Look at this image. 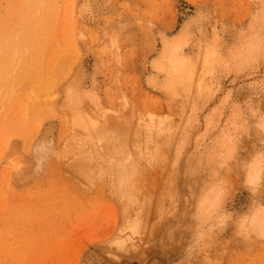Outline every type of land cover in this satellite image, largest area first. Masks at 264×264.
I'll return each mask as SVG.
<instances>
[{"label": "rangeland", "instance_id": "1", "mask_svg": "<svg viewBox=\"0 0 264 264\" xmlns=\"http://www.w3.org/2000/svg\"><path fill=\"white\" fill-rule=\"evenodd\" d=\"M19 1L0 0V264H264L232 227L189 247L210 173L249 204L264 0Z\"/></svg>", "mask_w": 264, "mask_h": 264}, {"label": "clouds", "instance_id": "2", "mask_svg": "<svg viewBox=\"0 0 264 264\" xmlns=\"http://www.w3.org/2000/svg\"><path fill=\"white\" fill-rule=\"evenodd\" d=\"M242 168L245 172L243 186L250 194L244 211L228 208L232 201L231 185L218 172L210 173L203 182L196 197L193 213L196 231L190 250L205 245L216 233L229 227L237 238L245 242L264 241V149L242 162Z\"/></svg>", "mask_w": 264, "mask_h": 264}, {"label": "bare ground", "instance_id": "3", "mask_svg": "<svg viewBox=\"0 0 264 264\" xmlns=\"http://www.w3.org/2000/svg\"><path fill=\"white\" fill-rule=\"evenodd\" d=\"M22 1H23V0H22ZM22 1H19V2H22ZM29 1H30V0H29ZM31 1H32V0H31ZM48 1H49V0H48ZM54 1H55V0H54ZM17 2H18V1H17ZM24 2L26 3V1H24ZM35 2H38V1H35ZM39 2H40V1H39ZM39 2H38V3H39ZM49 2H50V1H49ZM38 3H37V4H38ZM44 3H45V2H44ZM51 3H52V1H51L49 4H51ZM17 4H18V3H17ZM27 4H29V3H27ZM39 4H40V3H39ZM8 5H9V4H8ZM8 5H7V6H8ZM10 5H11V4H10ZM19 5H20V4H19ZM45 5H46V3H45ZM47 5H48V3H47ZM47 5H46V6H47ZM52 5H53V4H52ZM24 6H26V5H24ZM29 6H30V5H29ZM31 6H32V5H31ZM39 6H40V5H39ZM34 7H35V3H34ZM55 7H56V6H55ZM14 8L16 9V7H14ZM21 8H23V5H22ZM29 8H31V7H29ZM43 8H44V7H43ZM15 9H13V10L15 11ZM21 10H22V9H21ZM21 10H20L19 12L23 13ZM27 10H28V9H27ZM29 10H30V9H29ZM38 10H39V9H38ZM43 10H46V8L43 9ZM54 10H55V8H54ZM1 11H2V10H1ZM10 11H11V10H10ZM39 11H40V10H39ZM24 12L26 13V11H24ZM27 12H29V11H27ZM33 12H34V14H36V13H35V9H34ZM36 12H38V11H36ZM41 12H42V11H41ZM12 13H13V12H12ZM21 13H20V14H21ZM15 14H17V13H15ZM32 14H33V13H32ZM43 14H44V13H43ZM24 15H25V14H24ZM28 15H29V14H28ZM39 15H40V14H39ZM0 16H1V18L3 17L1 14H0ZM14 16H15V15H14ZM40 16H42V14H41ZM25 17H26V15H25ZM32 17H34V16H32ZM5 18H7V17H5ZM10 18H11V15H10ZM19 18L21 19L20 15H19ZM26 18H27V17H26ZM29 18H30V16H29ZM29 18H27L25 21L28 22L27 20H28ZM11 19H12V18H11ZM20 19L18 20V22H22V21H23V20L20 21ZM33 19H34V18H33ZM36 19H37V18H36ZM9 20H10V19H9ZM29 20H30V19H29ZM38 20H39V19H38ZM51 20H52V19H51ZM5 21H6V20H5ZM5 21H4V22H5ZM7 21H8V20H7ZM7 21L5 22V25H6ZM31 21H32V20H31ZM1 22H2V21H1ZM4 22H3V23H4ZM18 22H17L16 24H19ZM44 22H45V21H44ZM46 22H47V21H46ZM48 22H49V20H48ZM23 23H24V22H23ZM51 23H52V21H51ZM8 24H9V23H8ZM8 24H7V25H8ZM12 24H13V23L11 22V26H12ZM37 24H38V23H37ZM5 25H4V26H5ZM13 25H15V24H13ZM11 26H10V27H11ZM35 26H37V25L35 24ZM10 27H9V28H10ZM22 27H23V26H22ZM32 27H33V26H32ZM4 28H5V27H4ZM4 28H3V30H4ZM14 28H15V27H14ZM17 28H18V27H17ZM26 28H27V27H26ZM15 29H16V28H15ZM32 29H33V28H32ZM34 29H35V27H34ZM34 29H33V30H34ZM14 31H15V30H13V32H14ZM30 31H31V33H29V36H30V34L32 35V30H30ZM21 33L23 34V32H21ZM4 34H5V32H4ZM22 34H21V35H22ZM26 34H27V33H26ZM38 34H39V33H38ZM18 36H19V35H18ZM24 36H25V35H24ZM27 36H28V35H27ZM29 36H28V37H29ZM35 36H36V35H35ZM35 36H34V37H35ZM28 37H27V38H28ZM45 37H46V35H45ZM9 38H10V37H9ZM9 38H7V39H9ZM27 38H26V39H27ZM30 38H33V36H31ZM36 38H37V36H36ZM7 39H6V41H7ZM13 39H15V37H13ZM13 39H11V40H13ZM22 39H23V38H22ZM3 40H4V39H3ZM27 40H28V39H27ZM29 40H30V39H29ZM32 40H33V39H32ZM32 40H31V41H32ZM13 41H14V40H13ZM13 41H11V42H13ZM34 41H35V40H34ZM3 42H4V41H3ZM8 42H9V40H8ZM11 42H9V43H11ZM16 42H17V43H20L19 46H23V45H21V42H22V41L20 42V40H19V42H18V41H16ZM27 42H28V41H27ZM35 42H37V41H35ZM9 43H8V44H9ZM14 43H15V42H14ZM30 43H31V42H30ZM30 43H29V44H30ZM42 43H45V42L42 41ZM2 44H3V43H2ZM11 44H13V43H11ZM35 44H36V43H35ZM6 45H7V44H6ZM16 45H17V44L15 43V44H14V47H15V48H16ZM31 45H32V44H31ZM36 45H37V44H36ZM12 46H13V45H12ZM17 47H18V46H17ZM33 47H34V44H33ZM3 48H4V47H3ZM6 48H7V46H6ZM11 48H12V47H11ZM20 48H21V47H20ZM22 48H23V47H22ZM29 48H30V47H29ZM6 50H7V49H6ZM6 50H4V51H1V50H0V57H1L2 60L6 59L8 52H10V51L13 50V49H11L10 51H8V50L6 51ZM25 50H26V49H25ZM29 50H32V47H31V49H29ZM33 50H34V49H33ZM22 51H23V50H22ZM22 51H21V52H22ZM21 52H20V53H21ZM30 52H32V51H30ZM30 52H29V54H30ZM33 54H34V53H33ZM10 55H11V54H10ZM20 55H21V54H20ZM20 55H19V56H20ZM3 56H6V57H3ZM17 56H18V55H17ZM29 56H30V55H29ZM44 56H45V55H44ZM8 57H9V56H8ZM19 58H20V57H19ZM15 59H17V58H15ZM26 59H27V57H26ZM26 59H25V60H26ZM10 60H11V59H10ZM10 60H8V61H10ZM29 60H30V57L28 58V61H29ZM11 61H12V60H11ZM11 61H10V62H11ZM14 61H16V60H14ZM19 62H20V61H19ZM23 62H24V61H23ZM29 62H30V61H29ZM32 62H33V61H32ZM24 63H25V62H24ZM10 64H11V63H10ZM26 64H27V63H26ZM26 64H25V65H26ZM5 66H6V65H5ZM37 66H38V65H37ZM7 67H8V66H7ZM21 67H22V66H21ZM5 68H6V67H4V69H5ZM43 69L46 70V68H43ZM7 70H8V69H7ZM22 70H23V69H22ZM22 70H21V71H22ZM26 70H27V69H26ZM29 70H30V69H29ZM8 71H9V70H8ZM19 71H20V69H19ZM19 71H18V72H19ZM23 71H24V70H23ZM27 71H28V70H27ZM18 72H16V73H18ZM0 73H1V64H0ZM16 73H15V74H16ZM19 73H20V72H19ZM25 73H26V72H25ZM25 73H24V74H25ZM28 73H29V72H28ZM4 74H5V72H4ZM7 74H8V73H7ZM25 75H27V74H25ZM4 77H7V75L4 76ZM20 77L22 78L21 75H20ZM25 77H26V76H25ZM26 78H27V77H26ZM43 78H45V77H43ZM16 79H17V78H16ZM18 80H19V79H18ZM22 80H23V79H22ZM22 80H21V81H22ZM25 80H26V79H25ZM27 80H28V79H27ZM31 80H32V79H31ZM34 80H35V79H34ZM2 82H3V81H2ZM6 82H7V81H6ZM0 83H1V82H0ZM3 83H4V82H3ZM4 84H5V83H4ZM12 84H13V83H12ZM18 84H19V83H18ZM20 84H21V83H20ZM6 87H7V85H6ZM13 87H14V86H13ZM19 87H20V86H19ZM8 88H9V86H8ZM17 88H18V87H17ZM9 89H10V88H9ZM18 89H19V88H18ZM67 89H68V88H67ZM67 91H68V90H67ZM4 94H5V93H4ZM37 94H38V93H37ZM5 96H6V94H5ZM0 100H1V99H0ZM29 106H30V105H29ZM34 112H35V111H34ZM0 128H2V127H0ZM8 128H9V127H8ZM120 128H121V127H120ZM77 135H78V134H77ZM15 137H16V136H15ZM19 138H20V137H19ZM122 141H123V140H122ZM135 164H136V163H135ZM123 166H125V165H123ZM110 168H111V167H110ZM113 168H114V167H113ZM120 168H121V167H120ZM117 169H118V168H117ZM122 169H123V168H122ZM123 171H124V170H123ZM119 172H120V171H119ZM115 173H116V172H115ZM120 173H121V172H120ZM120 173H118V174H120ZM125 174H126V173H125ZM128 174H129V173H128ZM113 176H114V175H113ZM115 176L118 178V176H117L116 174H115ZM120 176H121V175H120ZM125 176H126V175H125ZM111 177H112V176H111ZM115 179H116V178H115ZM125 179H126V178H125ZM119 180H120V179H119ZM121 180H122V179H121ZM121 180H120V181H121ZM114 182H115V181H114ZM126 183H127V181H126ZM122 184H123V182H122ZM129 185H130V184H129ZM123 186H124V188H122V189H125V188H126V187H125V184H124ZM123 186H122V187H123ZM114 188H115V187H114ZM122 194H123V193H122ZM120 196H121V194H120ZM127 196H128V195H127ZM130 197H131V195H130ZM195 205H196V204H195ZM194 210H195V208H194ZM193 226H195V225H193ZM166 249H167V248H166ZM104 253H105V252H104ZM144 254H145V253H144ZM118 256H119V254H118ZM144 256H145V255H144ZM137 257H138V256H137ZM107 258H108V257H107ZM110 259H111V258H110ZM107 260H108V259H107ZM121 260H122V259H121ZM108 262H109V261H108ZM116 262H117V261H116ZM121 263H122V262H121ZM124 264H131V263H130V262H129V263L126 262V263H124Z\"/></svg>", "mask_w": 264, "mask_h": 264}]
</instances>
